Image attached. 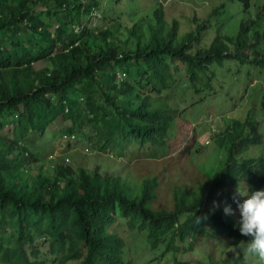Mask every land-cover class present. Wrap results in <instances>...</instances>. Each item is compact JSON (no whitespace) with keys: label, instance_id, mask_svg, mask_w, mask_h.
<instances>
[{"label":"trees","instance_id":"obj_1","mask_svg":"<svg viewBox=\"0 0 264 264\" xmlns=\"http://www.w3.org/2000/svg\"><path fill=\"white\" fill-rule=\"evenodd\" d=\"M225 1L186 28L168 22L157 0H0V264H241L237 250L250 237L235 226L238 211L223 208L236 209L239 181L264 188V156L238 158L260 142L257 123L219 171L199 169L204 151L191 122L177 156L200 170L190 186L166 184L164 172L133 184L107 165L73 170L63 157L47 174L36 143L51 134L66 152L85 141L110 158L161 159L196 98L213 90L215 67L264 70L254 30L264 28V2L227 0L245 14L234 26L221 19ZM261 118L264 128V98ZM211 132L205 146L225 140ZM162 194L171 200L159 208Z\"/></svg>","mask_w":264,"mask_h":264},{"label":"rangeland","instance_id":"obj_2","mask_svg":"<svg viewBox=\"0 0 264 264\" xmlns=\"http://www.w3.org/2000/svg\"><path fill=\"white\" fill-rule=\"evenodd\" d=\"M158 2L163 6L168 22L174 19L184 20L183 24L187 22V28L188 22L195 18L200 23L204 22L211 14L212 8L221 4L223 0H157ZM256 2L259 4L263 3L264 0H256ZM224 3L229 5V10L222 13L221 19H227V24L234 26L243 23L245 14L242 6L232 4L227 0ZM263 5L264 3L259 6ZM246 21L248 23L251 19ZM219 29L223 36H235L233 34L236 33L238 28ZM254 30L263 36L260 39L261 46L257 47V51L264 50V44H262L264 43V28H255ZM254 30L250 32L253 33ZM214 37L215 31L210 34L208 40L212 41ZM50 67L51 65L48 62L39 63L34 66V70L40 71ZM216 68L214 69L216 75L214 74L213 90H205V93L203 92L199 96L200 98H196L199 104L190 108L187 114L188 120L180 124L178 136L175 135L169 141L161 159L110 158L108 155L98 154L91 147H88L85 141L72 145L71 149L66 152L67 143L58 139L57 135L51 136L50 134L44 140L39 142L36 140L38 150H42L40 165H43L44 170L49 168L47 174H51V166L59 163L60 158L63 157L65 163L73 170L82 168L92 171L98 165H107L112 175L119 174L133 184L143 178H148L149 175H159L164 172L163 177L167 179L166 184L181 180L182 183L190 186V183L203 180L199 178L201 174L198 171L200 170L196 169L194 164L186 158L178 159L177 156L191 142L192 131L195 127L194 123L197 124L198 147L204 151V155L197 160L199 169H217L220 171L225 166L232 144H238L240 140L250 138V124L254 122L259 124L258 134L261 136V140L258 144H250L243 156L259 162L264 156V128L261 122V103L264 98V70L254 68L252 65H241L235 62L224 63L218 69ZM212 128L218 130L220 138L223 137L225 140L221 141L216 136V138L208 140L210 143L205 146L208 137L213 136ZM230 138L231 144L229 142ZM201 171L204 173L203 170ZM162 197H165V199ZM162 197H160L161 202L158 203L159 208L170 204V195L162 194ZM117 231L121 236H124L122 229L117 228ZM137 241L138 239H135V244H137ZM38 245L42 248L40 250L43 253L48 252L47 247L40 245V241H38Z\"/></svg>","mask_w":264,"mask_h":264},{"label":"clouds","instance_id":"obj_3","mask_svg":"<svg viewBox=\"0 0 264 264\" xmlns=\"http://www.w3.org/2000/svg\"><path fill=\"white\" fill-rule=\"evenodd\" d=\"M223 24L230 25L227 22ZM258 129L259 124H257V132ZM241 141L237 144V150H241ZM246 152H240L238 158H245L243 155ZM233 200L236 209L234 210L231 205H225L223 212L225 215H235L238 211L239 220L235 226L243 236L250 237L248 241L239 244L237 251L242 257L241 264H264V188L252 190L245 181H239Z\"/></svg>","mask_w":264,"mask_h":264}]
</instances>
